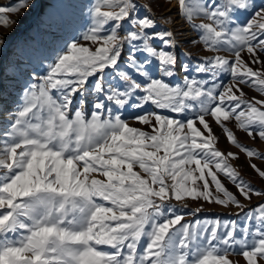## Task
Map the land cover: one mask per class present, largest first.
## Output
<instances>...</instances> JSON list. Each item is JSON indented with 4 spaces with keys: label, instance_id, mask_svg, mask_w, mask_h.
Listing matches in <instances>:
<instances>
[{
    "label": "snow or ice",
    "instance_id": "6c2138e0",
    "mask_svg": "<svg viewBox=\"0 0 264 264\" xmlns=\"http://www.w3.org/2000/svg\"><path fill=\"white\" fill-rule=\"evenodd\" d=\"M152 2L90 0L87 29L23 88L0 128V264H264V189L218 147L264 180V151L229 127L264 142V0H175L210 53L189 63ZM35 3L0 5V26ZM205 204L243 224L195 218Z\"/></svg>",
    "mask_w": 264,
    "mask_h": 264
},
{
    "label": "rangeland",
    "instance_id": "374dc122",
    "mask_svg": "<svg viewBox=\"0 0 264 264\" xmlns=\"http://www.w3.org/2000/svg\"><path fill=\"white\" fill-rule=\"evenodd\" d=\"M16 2L17 0H0V5H11ZM68 2L69 0H41L39 12L35 15L39 6L36 1L34 7L22 9L19 14H7L11 20L17 22L15 25L8 28L0 26V37H7L6 45L0 48L2 93L12 101L15 108L0 112L2 118L0 119V128H3L7 123L10 112L16 110L23 88L29 82H35L34 77L46 74L47 65L55 61L56 56L67 44L79 39L80 33L85 31L91 23L88 14L90 0H72L76 5L72 9L66 7ZM136 2L144 4L148 3L149 0H136ZM151 7L152 13L150 14L157 18L160 30L175 29L178 32H183V34L193 32L192 35H195V37L192 35L180 37L183 43L175 49L179 61L189 63V56H191L194 62H199L201 56L210 54L202 46L191 43V40L198 39V35L176 15L175 0H172L171 5L165 3V0H153ZM162 13L175 17V25L164 24L161 20ZM139 15L141 17L145 15L143 9H139ZM196 22L199 23V19ZM180 27H186L188 31L178 30ZM13 32H18V34L14 39H11L10 36ZM157 47L159 48V45ZM154 75L156 74L154 73ZM30 76L33 77L31 81ZM177 82L179 81H171L173 85ZM76 99L78 100L79 96ZM91 99L92 97H88L89 101ZM85 106L87 107V104ZM258 188L264 189V186ZM261 202H264V199L259 201V203ZM190 206L192 207L193 204ZM240 264H244V261L240 260Z\"/></svg>",
    "mask_w": 264,
    "mask_h": 264
},
{
    "label": "crops",
    "instance_id": "0c3cea01",
    "mask_svg": "<svg viewBox=\"0 0 264 264\" xmlns=\"http://www.w3.org/2000/svg\"><path fill=\"white\" fill-rule=\"evenodd\" d=\"M245 91L248 93V96L257 95V93H255L254 91H249V90H245ZM129 111H131V110H129ZM124 116L126 118H128L129 120L132 119V117L129 115L128 111L124 112ZM134 126H140V125L136 124ZM229 127H233V130L235 131V133L238 137V140L241 143H243L249 147H254L257 150L259 148V151L264 150V142H261L258 138L255 141L248 138L247 135L243 131H239V130H236L234 128V122L230 123ZM213 130L217 135H220L221 129L218 126L214 125ZM218 147L225 152L231 151L233 153H237L239 155V158L237 160H234L231 162L233 163L234 166H242L238 170L241 172V175L243 176V178L250 181L256 187L264 186V180L259 179L257 177L256 173L249 167L245 154L240 153V150L235 148L234 146H230L229 143L226 141V138L224 136H220ZM252 162L258 164L259 167L264 169V162H262L258 159H253ZM220 178H221L222 182H224L226 184V186L231 191H233L234 193L237 191L234 188V186H232L223 176H221ZM260 200H261V198H257L254 196L252 198V206H256L257 204H259ZM191 204H193L192 207L190 206L191 208H195L197 206L195 203H191ZM204 208H205V210L203 212L199 213L197 215V217H195V218L202 219V220L205 218H209V219L219 218L222 221L223 220H237L238 223H240L241 225L243 224V214H241L239 217H237L234 213H236L238 210L235 209L234 207L230 208V209H226V208L219 206V205L205 204ZM184 211L187 212L188 210L185 209ZM189 219H194V218L189 217ZM233 259H239V261L242 260L239 257H233Z\"/></svg>",
    "mask_w": 264,
    "mask_h": 264
},
{
    "label": "bare ground",
    "instance_id": "6f19581e",
    "mask_svg": "<svg viewBox=\"0 0 264 264\" xmlns=\"http://www.w3.org/2000/svg\"><path fill=\"white\" fill-rule=\"evenodd\" d=\"M36 1H37V3H38L39 6L37 7V10L35 12V15L39 12L41 0H36ZM178 30L188 31V29H186V27H180ZM17 34H18V32L11 33V36H10L11 39L12 38L14 39L17 36ZM192 34H193V32H189V33H184L183 35H189L190 36ZM192 36L195 37V35H192ZM10 80H15V79H10ZM2 91H3V83H2V76H0V112L1 111H8V110L15 109L13 107L12 101H10L9 99H7L6 96L3 95ZM0 119H2V118L0 117Z\"/></svg>",
    "mask_w": 264,
    "mask_h": 264
}]
</instances>
